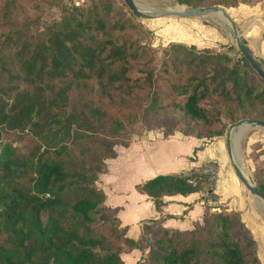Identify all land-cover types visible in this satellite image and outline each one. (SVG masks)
Here are the masks:
<instances>
[{"label":"trees","instance_id":"obj_1","mask_svg":"<svg viewBox=\"0 0 264 264\" xmlns=\"http://www.w3.org/2000/svg\"><path fill=\"white\" fill-rule=\"evenodd\" d=\"M24 9L0 0V264H125L121 254L134 249H147L148 264H260L236 212L206 207L189 230L147 220L133 239L97 187L114 146L129 144L128 127L138 120L161 116L166 135L183 121L202 139L241 119L264 121V81L245 58L240 65L226 52L169 43L156 67L146 32L122 0L72 4L41 29ZM200 168L157 174L136 189L157 211L165 195L214 199V182L208 186ZM253 173L264 196V168Z\"/></svg>","mask_w":264,"mask_h":264},{"label":"crops","instance_id":"obj_2","mask_svg":"<svg viewBox=\"0 0 264 264\" xmlns=\"http://www.w3.org/2000/svg\"><path fill=\"white\" fill-rule=\"evenodd\" d=\"M225 11L236 25L239 36L264 66V2L240 3ZM143 25L152 31L153 40L161 46L182 43L213 53L226 50L229 46L235 47L230 26L218 14L146 18ZM251 129L249 126L234 129L230 145L244 140L248 146L251 141L257 140ZM227 145V130L223 135L210 139L195 135H164L160 131L148 130L133 137L127 146L115 147L116 156L106 161V170L99 175L97 187L105 194L104 204L116 208L121 225L127 226L126 235L133 239L139 237L144 222L162 217L161 225L166 228L192 229L194 223H201L206 207L209 211L223 208L227 212L235 211L243 215L244 203L236 172L227 154ZM231 148L236 161L235 147L231 145ZM208 162L218 166V177L213 186L214 199L205 198L203 192L165 195L164 204L157 211L151 199L136 189V184L157 174L188 172ZM256 199L253 197V202L261 207ZM248 219L249 229L251 232L254 230V239L259 247V230L263 227L264 231V226L256 224L254 218ZM124 254H121L122 259ZM128 254L133 256L132 261L126 263L123 259L125 264L146 261L145 253L138 249Z\"/></svg>","mask_w":264,"mask_h":264},{"label":"rangeland","instance_id":"obj_3","mask_svg":"<svg viewBox=\"0 0 264 264\" xmlns=\"http://www.w3.org/2000/svg\"><path fill=\"white\" fill-rule=\"evenodd\" d=\"M18 1L24 6L25 8L24 13L28 14V16H31L33 20L37 21L38 29H41L46 24L55 20H59L62 17V13L64 12L63 10L67 6H71L72 4H80L86 2L87 0H61L59 4L54 3L59 0H55L54 2L51 0H18ZM258 1L264 2V0H244V1H239L233 6H236L240 3H255ZM33 3L37 5V8L32 7ZM136 3L145 9H156V8H166V7L171 8L177 5H181L178 4L175 0H144V1L136 0ZM233 6H220V7L226 10ZM129 11L126 10V12ZM130 16L133 22L138 24L140 27H142L146 32L143 36V39L145 40L144 42L154 50V65L156 67H160L161 61L165 57V51L168 50L169 45L166 44L164 46H161L158 42H156V40H153L152 31L143 25V22L146 18H137L131 13V11H130ZM225 22L227 21L225 20ZM189 47L190 46H187V48ZM230 47H234V46H230ZM230 47H227L226 50H221L219 52H226L228 55L232 51L238 52L235 51L234 49L228 50V48ZM205 50L207 49L195 48V51L197 52L205 51ZM166 124H167L166 121L162 119L161 116L153 117L148 122L138 120L136 124H133L132 126L128 127L129 140H131L133 137L142 135L144 132L148 130L160 131L161 133L166 135L167 132ZM251 128H252L251 133L257 135L258 137L257 140L251 141V144L248 146H247L248 144L247 141L245 142L244 140H240L237 143H232L231 145L235 147V153L237 157L236 162L238 163L239 167L244 171V173L247 175V177L250 179L251 183L254 184L253 182L254 170L264 168V130H262L259 127H251ZM196 130H197L196 126L194 127L192 124H185V122L180 121L176 125L175 130L170 135L172 134L195 135ZM119 146L120 145L118 144L114 146V148ZM208 163L213 164L217 172L215 178L209 177L210 182L208 186H212L213 182H215L216 178L218 177V166L214 162H208ZM236 181L238 182L239 192H241V199L243 200L244 203L243 211H242L243 215H240L239 212L236 213H238L241 221L244 223L246 228L251 232V230L249 229L250 226L248 219L249 217L254 218L256 224L260 223L262 224V226H264V203L257 198L256 200L261 203V207L256 206L255 203L253 202L254 196L244 187V185L240 181H238L237 178ZM209 198H212V194ZM219 211L227 212L225 211V209L220 208V210L211 211V213H217ZM232 212L235 211H231L229 213ZM261 228L262 229L259 230V236H260L259 247L257 242H256L257 245L256 247H257V255L260 260V264H264V231H263V227ZM251 234L254 238L255 235L254 230L251 232ZM146 251L147 249H145L143 252L145 253ZM132 257H133L132 255L126 253L124 254L123 259L125 260L126 263H130L132 261ZM137 264H148V263L146 261L144 263L143 261H140V263L138 262Z\"/></svg>","mask_w":264,"mask_h":264},{"label":"water","instance_id":"obj_4","mask_svg":"<svg viewBox=\"0 0 264 264\" xmlns=\"http://www.w3.org/2000/svg\"><path fill=\"white\" fill-rule=\"evenodd\" d=\"M131 13L137 18H156L162 16H174L180 18H189V17H202L211 14H218L223 19H225L230 26L234 34V45L236 50L240 55L245 58L248 65L255 70L257 75L264 81V67L261 62L254 56L251 49L247 44L242 40L237 32L236 25L231 20L230 16L226 13L224 8L220 6L214 7H193V6H184L177 5L171 8H156V9H145L139 6L135 0H122ZM241 126L249 127H259L264 130V121L262 120H248L241 119L233 124H231L227 129V154L230 159V162L236 172V176L239 181L244 185V187L253 195L260 198L264 202V196L259 193L256 187L251 183L247 175L242 171L239 165L236 163L233 157L232 148L230 145L231 136L234 129H237Z\"/></svg>","mask_w":264,"mask_h":264},{"label":"built area","instance_id":"obj_5","mask_svg":"<svg viewBox=\"0 0 264 264\" xmlns=\"http://www.w3.org/2000/svg\"><path fill=\"white\" fill-rule=\"evenodd\" d=\"M229 55L235 59L239 60V64L243 65V60L241 59V55L238 52H231ZM202 172L207 174L210 178H215L217 175L216 169L213 164L205 163L201 166Z\"/></svg>","mask_w":264,"mask_h":264},{"label":"bare ground","instance_id":"obj_6","mask_svg":"<svg viewBox=\"0 0 264 264\" xmlns=\"http://www.w3.org/2000/svg\"><path fill=\"white\" fill-rule=\"evenodd\" d=\"M254 197H256V196H254ZM256 198H258V197H256ZM258 199H260V198H258ZM261 200V199H260ZM262 201V200H261ZM263 202V201H262ZM264 203V202H263Z\"/></svg>","mask_w":264,"mask_h":264}]
</instances>
